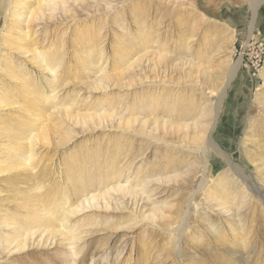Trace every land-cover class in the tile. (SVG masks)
<instances>
[{
    "label": "rangeland",
    "instance_id": "rangeland-1",
    "mask_svg": "<svg viewBox=\"0 0 264 264\" xmlns=\"http://www.w3.org/2000/svg\"><path fill=\"white\" fill-rule=\"evenodd\" d=\"M251 1L83 0L69 3L68 18L56 12L53 24L36 27L51 32L55 43L65 33L67 85L59 93L61 102L74 114L110 111L99 126L66 125L67 136L61 132L49 147L38 150L39 167L47 173L40 186L64 184L73 167L83 180L107 178L95 185L97 190L111 181L152 182L146 195L113 194V211L84 215L98 217L106 227L84 239L82 252H89L80 264H264L263 209L225 159L239 166L237 173L245 169L254 183L264 186V55L253 66L256 76L239 65L221 91L227 64L238 61L239 44L249 33ZM260 7L255 34L264 38V0ZM95 44L111 82L104 90H92L97 68L86 69L81 61L82 51ZM132 56L137 57L135 69L119 61ZM132 113L137 116L132 125H118L121 114ZM7 116L0 113V133ZM195 121L200 125L186 130L185 124ZM206 138L213 145L205 159L196 150ZM174 174L168 183L153 181ZM22 177H0V212L15 216L21 211L28 195ZM202 180L206 185L198 191ZM74 194L70 190L71 202L79 195ZM152 205L164 209L148 220ZM244 240L246 249L240 244ZM56 244L42 255L32 250L19 258L43 264L46 257L62 256L63 247ZM102 255L107 263L101 262Z\"/></svg>",
    "mask_w": 264,
    "mask_h": 264
},
{
    "label": "bare ground",
    "instance_id": "bare-ground-1",
    "mask_svg": "<svg viewBox=\"0 0 264 264\" xmlns=\"http://www.w3.org/2000/svg\"><path fill=\"white\" fill-rule=\"evenodd\" d=\"M70 2L82 3L83 0H0V113L6 112L8 114L7 124L2 128L4 132L0 133V177L15 173L22 174V179L28 188L26 201L22 205L20 204L21 211L17 215L7 213L6 210L0 212V264H12V262L40 264V261L23 263L19 257L32 250L34 252L50 250L57 245V242L63 247L62 256L46 257L42 262L43 264H55L60 260L63 264H80L83 253L89 252V250L82 252L84 239L98 231L105 230L106 227L97 222L98 217L95 219L84 215L99 210L108 212L112 208L110 195L113 194L117 196L125 194L146 195L149 192L146 188L152 183L151 181L138 182L142 185L140 187L137 182L131 185L128 179L124 183H120L118 180L105 183L97 190L94 188L95 185L107 178L101 179L98 176L95 180H83L84 176L81 175V172L78 173L79 171L73 167L70 169V176L64 184L60 185L57 182L50 185L49 182V185L45 187L40 186L43 181L45 182L44 178L47 173L39 167L38 150L45 148V146L49 147L53 140L61 136V132H65L63 127L66 125L85 126L86 123L92 122L93 124L98 123L99 126L110 115V111L107 110L76 112L74 114L71 111V106H66L60 100L59 93H62L67 85L64 82L67 78H65L63 52L66 44L65 33L59 35L55 43V37L52 38L51 32L47 30L38 32L36 27L53 24L57 21L55 19L56 12L61 14L58 15L68 18ZM262 3L263 0L251 1L252 18L248 34L251 35L250 39H255L256 25L259 21L258 14ZM193 18L196 19L194 16ZM96 50L98 51L95 44L82 51L81 61L86 69L97 68V79L92 82V90H101L108 81L110 82L108 79L110 77L102 67V54ZM96 54L99 58H96ZM133 58L131 61L121 59L119 61L123 63L124 67L135 69L134 64L137 57ZM226 69V80L221 91L237 75L239 61L233 64L228 62ZM141 109L136 108L137 111H141ZM133 113L127 116L121 114L118 125L122 127L132 125V120H137V116ZM167 121L168 119L163 120L164 123ZM196 121L191 125L185 124L186 130L200 125ZM202 127L201 129H203ZM201 129L197 131L201 133ZM211 131L213 130L211 129ZM65 134L67 136L68 132ZM212 145V141L206 138L203 147L196 151H200L206 159V150ZM225 159L228 167L231 168L230 170L241 177L248 186L247 190L254 193V199L261 205L264 214V186L254 183L249 175L244 174L245 169L241 168L239 169L241 172L238 171L237 173L239 166L237 165V167L228 157ZM176 177L174 174L170 178L167 176L153 181L168 183ZM113 179L111 177V180ZM68 181L71 182V185ZM219 181L224 183L221 179ZM204 185H206V180L200 182L197 190H201ZM70 190L75 193V196L79 194L74 202L70 200ZM242 191V195L246 193L244 189ZM196 192L190 195L189 205H191ZM145 199L149 201L151 196H146ZM163 209L164 206L152 205L145 218L154 220L158 214L162 215ZM187 215L188 213L184 214L182 224L187 221L185 218ZM131 221L134 222V219ZM128 225L135 224L129 223ZM240 244L245 249L248 245L245 240L240 241ZM102 256L101 262L107 263V256Z\"/></svg>",
    "mask_w": 264,
    "mask_h": 264
},
{
    "label": "built area",
    "instance_id": "built-area-1",
    "mask_svg": "<svg viewBox=\"0 0 264 264\" xmlns=\"http://www.w3.org/2000/svg\"><path fill=\"white\" fill-rule=\"evenodd\" d=\"M249 34V33H248ZM246 35L245 39L241 42H243V45H241V42L239 44V53L237 52L239 65L244 67L246 71L250 74L253 73L254 76H256L257 67L254 70L253 66H258L262 61L263 58H261L264 50V38L260 36V34L255 35V39H250L249 35ZM255 53V54H254ZM247 60V61H245ZM252 62V65L248 64Z\"/></svg>",
    "mask_w": 264,
    "mask_h": 264
},
{
    "label": "crops",
    "instance_id": "crops-1",
    "mask_svg": "<svg viewBox=\"0 0 264 264\" xmlns=\"http://www.w3.org/2000/svg\"><path fill=\"white\" fill-rule=\"evenodd\" d=\"M264 30V29H263Z\"/></svg>",
    "mask_w": 264,
    "mask_h": 264
}]
</instances>
